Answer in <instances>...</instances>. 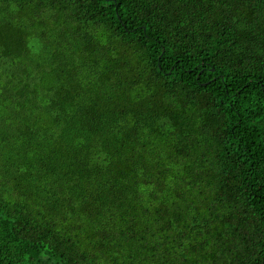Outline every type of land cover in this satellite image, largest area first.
Wrapping results in <instances>:
<instances>
[{
  "label": "trees",
  "instance_id": "16d2710c",
  "mask_svg": "<svg viewBox=\"0 0 264 264\" xmlns=\"http://www.w3.org/2000/svg\"><path fill=\"white\" fill-rule=\"evenodd\" d=\"M0 264H264V0H0Z\"/></svg>",
  "mask_w": 264,
  "mask_h": 264
}]
</instances>
